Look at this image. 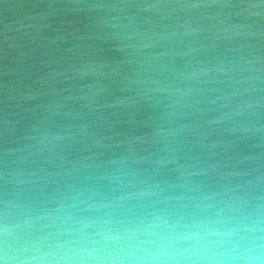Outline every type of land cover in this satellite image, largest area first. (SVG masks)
Returning a JSON list of instances; mask_svg holds the SVG:
<instances>
[{
  "label": "water",
  "instance_id": "95a60500",
  "mask_svg": "<svg viewBox=\"0 0 264 264\" xmlns=\"http://www.w3.org/2000/svg\"><path fill=\"white\" fill-rule=\"evenodd\" d=\"M0 264H264V0H0Z\"/></svg>",
  "mask_w": 264,
  "mask_h": 264
}]
</instances>
